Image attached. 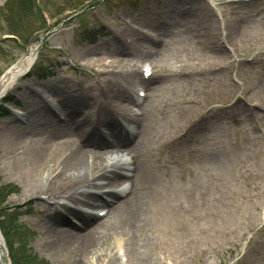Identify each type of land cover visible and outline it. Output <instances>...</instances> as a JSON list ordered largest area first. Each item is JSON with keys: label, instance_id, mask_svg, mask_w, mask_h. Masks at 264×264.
<instances>
[{"label": "rangeland", "instance_id": "rangeland-1", "mask_svg": "<svg viewBox=\"0 0 264 264\" xmlns=\"http://www.w3.org/2000/svg\"><path fill=\"white\" fill-rule=\"evenodd\" d=\"M10 1L0 0V80L21 62L25 69L34 53L35 62L40 56L55 67L45 81L21 78L16 91L2 93H12L28 115L25 124L16 115L0 118V188L13 186L7 200L8 190L0 194V232L14 260L118 264L111 238L122 233L129 264H163L160 254L176 264H264V236L261 244L252 241L264 235V87L257 86L264 0H40L52 19L46 28L34 11ZM126 14L158 29L162 42L149 46L126 29L120 20ZM84 25L100 29L95 42L82 36ZM9 33L17 42L7 39ZM144 60L152 62L155 76L147 83L143 122L137 142L121 147L116 126L130 116L120 108L132 105L131 75ZM33 83L58 94L61 112L41 106L29 89ZM100 97L107 100L102 110ZM203 112L208 119L195 127L194 142H181L179 132L194 127ZM118 129L127 140L126 129ZM57 140L69 146L55 159L42 154L52 161L39 163L35 150ZM74 151L87 158L65 169ZM95 153L106 161L93 165L88 158ZM123 154L135 161L132 176L126 171L111 181L107 158ZM63 168L64 181L55 183ZM99 170L107 171L102 189L132 184L113 208L96 195L100 182H91ZM48 196L110 214L86 217L58 203L49 206ZM16 212L24 214L16 219L10 215ZM89 237L87 249L76 245Z\"/></svg>", "mask_w": 264, "mask_h": 264}, {"label": "bare ground", "instance_id": "bare-ground-1", "mask_svg": "<svg viewBox=\"0 0 264 264\" xmlns=\"http://www.w3.org/2000/svg\"><path fill=\"white\" fill-rule=\"evenodd\" d=\"M25 63L31 64V59L30 58L27 59L25 61ZM23 67H24V62L21 63L20 66H18L16 69L11 70L4 77V79L0 82V97L2 96V93L4 92V90L6 88H7L6 91L11 90L21 80V78L23 77V75L27 69V67L25 69H23ZM6 91H5V93H6ZM116 127H117V131L119 133H121V135L120 134L118 135V132L116 133L117 143L121 147H123L125 145V139H123V137H122V131L118 129V127H122V123H119ZM112 129H114L113 126H112ZM30 146H31V143H29V142L25 143L26 148H30ZM67 146H69V143L65 140L54 141L52 143V145L49 147L47 146L48 148L46 147L47 149L45 148V150H44V148L35 150V151H37V153H35L36 155H34V158L35 159L37 158V160H39V163L43 162V164H47V161L50 159L45 158V157H47L46 155H49L48 157H50L51 159L52 158L55 159L57 157V153H59L61 150H63ZM74 152L71 155L68 164L66 163L67 165L66 164L64 165L65 169H66V167H70V166L72 167V169H75L78 166H81L85 162V159L87 158V156H82L81 152H79V151H76L75 153ZM42 154H46V155L42 156ZM103 159H105V161H106L105 156L98 154V153H95V154H92L89 156L88 161H90L93 165H96L97 163L102 162ZM50 161H52V160H50ZM133 165H134V163H133ZM107 166L109 169H111L109 171V176H110L111 181H116L120 176H122L123 172L126 171L123 164H121V161H119L117 156L114 157V155L108 156ZM64 168L61 172H58L56 174V176L54 177L55 183H58L60 181H64L65 176H66V170H64ZM93 174H95V173H93ZM58 224H60V225L63 224L62 220H59ZM91 242H92V238L89 237V239L86 238L85 241H82L80 243H76V245L79 247H83L84 245L85 246L91 245L90 244ZM73 243H75V242H73ZM3 245H5L4 240L2 239V236L0 234V258H1V254H2L1 248L3 247ZM87 246H86V249L88 248Z\"/></svg>", "mask_w": 264, "mask_h": 264}, {"label": "trees", "instance_id": "trees-1", "mask_svg": "<svg viewBox=\"0 0 264 264\" xmlns=\"http://www.w3.org/2000/svg\"><path fill=\"white\" fill-rule=\"evenodd\" d=\"M16 3L20 5V10L23 12H32L34 11L35 13L37 12L36 6H35V0H11L10 3ZM9 3V4H10ZM48 67H44L42 66L36 73H38L37 75H39L40 77H45L48 75ZM0 110L4 113L7 114L6 109H4L3 107L0 108ZM6 188L9 189V187H1L0 188V194L2 195H6ZM15 264H18L16 260H14Z\"/></svg>", "mask_w": 264, "mask_h": 264}]
</instances>
